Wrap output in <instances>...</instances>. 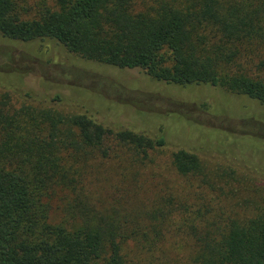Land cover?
<instances>
[{"label": "trees", "instance_id": "obj_1", "mask_svg": "<svg viewBox=\"0 0 264 264\" xmlns=\"http://www.w3.org/2000/svg\"><path fill=\"white\" fill-rule=\"evenodd\" d=\"M26 1L0 0V37L23 56L28 44L53 41L85 62L179 88L209 86L264 108V0H53L37 12ZM172 101L190 123L185 110L207 112L205 104ZM165 146L162 134L110 128L84 114L16 110L0 93V264H162L154 254L164 233L182 230L193 241L189 264H264V206L256 201L246 216L210 209L180 225L173 203L134 228L87 205L99 161L143 167ZM171 164L181 178L213 188L196 154L177 150ZM58 198L68 212L53 224ZM130 243L143 259L129 254Z\"/></svg>", "mask_w": 264, "mask_h": 264}, {"label": "rangeland", "instance_id": "obj_2", "mask_svg": "<svg viewBox=\"0 0 264 264\" xmlns=\"http://www.w3.org/2000/svg\"><path fill=\"white\" fill-rule=\"evenodd\" d=\"M52 4L53 0L26 1L32 12ZM26 49L30 53L23 56L15 43L0 37V93L9 95L14 109L53 108L65 115L84 114L110 128L166 138V146L150 154L151 162L143 167L124 159L95 165L87 205L96 212H107L116 224L134 228L148 224L149 213L169 209L173 203L179 211V223H174L179 225L196 211L211 209L234 217L251 212V201L264 206V108L256 102L209 86L179 88L155 82L137 70L85 62L53 41L33 42ZM22 72L30 75L24 80ZM39 76L46 81L44 89ZM55 97L61 102H55ZM172 100L205 104L207 112L185 110L193 117L190 123L179 117ZM177 150L199 157L213 188L201 185L198 178L177 175L171 164ZM62 201L52 202L53 224L68 212ZM182 231L164 233L154 254L159 262L189 264L193 241ZM137 249L133 243L127 246L130 255L140 254L143 259L144 253Z\"/></svg>", "mask_w": 264, "mask_h": 264}]
</instances>
